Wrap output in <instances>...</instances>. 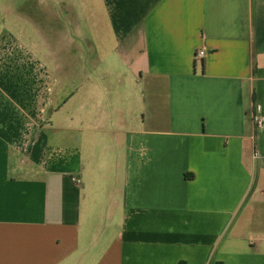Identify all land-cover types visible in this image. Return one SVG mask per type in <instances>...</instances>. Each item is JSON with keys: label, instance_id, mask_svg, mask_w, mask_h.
Listing matches in <instances>:
<instances>
[{"label": "crops", "instance_id": "obj_1", "mask_svg": "<svg viewBox=\"0 0 264 264\" xmlns=\"http://www.w3.org/2000/svg\"><path fill=\"white\" fill-rule=\"evenodd\" d=\"M263 104L264 0H0V264H264Z\"/></svg>", "mask_w": 264, "mask_h": 264}, {"label": "built area", "instance_id": "obj_2", "mask_svg": "<svg viewBox=\"0 0 264 264\" xmlns=\"http://www.w3.org/2000/svg\"><path fill=\"white\" fill-rule=\"evenodd\" d=\"M205 56V50H200L196 54V59L201 60ZM253 121L255 126L261 130L264 131V104L257 106L256 113L254 114ZM254 158L256 160H262V165L264 167V154H261L260 152H255ZM77 183H80L81 181L79 179H74Z\"/></svg>", "mask_w": 264, "mask_h": 264}]
</instances>
